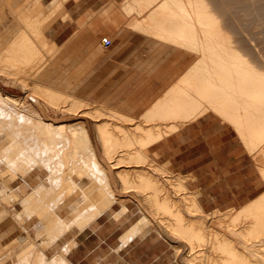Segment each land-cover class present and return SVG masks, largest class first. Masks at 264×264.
Wrapping results in <instances>:
<instances>
[{
	"label": "bare ground",
	"instance_id": "bare-ground-1",
	"mask_svg": "<svg viewBox=\"0 0 264 264\" xmlns=\"http://www.w3.org/2000/svg\"><path fill=\"white\" fill-rule=\"evenodd\" d=\"M121 7L125 9V13L121 15L120 24H118L129 29L126 31L132 32V36L149 37L161 43L167 50L171 48V50L179 51L178 54L189 55L193 51L196 55L195 60L184 70L183 77L177 79L164 95L154 101L152 107L146 112V122L157 119L173 120L176 123L171 126V130L175 131L182 124L196 120L202 115H210V112L215 113L224 121L230 122L242 136L261 172L264 185V0H124ZM13 10L18 19L15 17L16 20L7 25L4 24V28L0 31V74L4 73L12 77L30 69L26 78H20L23 88L33 85L32 90L55 106L72 98L76 101V107L90 106L94 101L78 97V94L77 97L73 96V93L65 94L63 91L61 94L53 81L46 82L40 78L41 73L37 66L47 59L46 55L51 50L47 47L48 38L44 32H39L37 28L35 30V25L29 23L26 16H19L17 10ZM136 11L146 15L147 24H138V20L131 15ZM43 15L44 10L39 12L40 17ZM2 19L3 17H0V24ZM115 22H118L117 18ZM114 28V25H95L94 38L90 41L87 51H92L94 54L102 52L101 46L97 45L99 39L103 48L113 46L111 43L115 41V38L120 39L119 36L122 34ZM41 33L43 38H40ZM102 34L106 36L103 35L101 38ZM105 41L109 44L106 45ZM161 44L159 46H162ZM30 75H35L36 78L30 79ZM19 98L21 97L3 92L0 87V137L3 140L5 136H8L12 140L9 148L3 143L4 140L0 144V150H9L8 161L13 173L9 175L11 180L8 183L12 182V185L20 183L16 173L18 168H24L30 174L36 169L41 171L43 165L54 167L60 164L62 167L69 166V169L76 166L89 168L102 166L84 122L69 124L47 121L42 114L31 107H18L16 102ZM89 112L91 111H87ZM94 112L95 114L91 113L96 117L108 113L102 112L99 106H96ZM110 113L119 118L123 116L115 112ZM97 127H99L100 138L107 154H112L121 147L133 148L138 140L135 132L138 131H143L145 134L139 139L140 143L144 142L143 138L148 139L149 142H155L165 136L158 128V123H154L151 128L147 125L145 129L140 127L134 130L120 129L123 137L113 135L107 121L101 122ZM143 159L131 155L126 159L115 160L114 164L125 160L137 162ZM82 167L76 174L79 177L72 175V172L68 174L69 177L62 175L63 178H59L57 174H50L48 176L52 181L50 185H47L39 174L36 178L39 181L38 184L22 199L23 206L31 211L43 213L42 217H45L44 214L49 215L47 216L49 222L44 221L43 225L47 222L46 226L50 229L64 228L66 230L74 224L88 223L109 203L114 202L115 193L113 189L105 186V188H97L102 190L100 192L102 198L98 197L99 194L91 188V184L98 181L95 178L93 183L88 181L91 187L80 185L78 179L81 180L85 176L83 174L85 170ZM103 179L105 181V178ZM143 180L148 183L144 188L152 187L154 193L158 191L156 185L149 184L150 179L144 177ZM125 181L128 180L125 179ZM65 182L66 185L63 186ZM10 187L13 186L10 185ZM60 187L64 190L67 188L68 191L64 192L62 189L58 193ZM99 187L103 186L99 185ZM105 190L107 195L103 194ZM54 192L55 195L49 199V195ZM4 196L6 199L9 195ZM191 198L196 202V208L203 213L200 219L192 218L184 222L181 212L173 211L175 217L170 222L171 228L187 239L191 264H264V251L258 248L250 250V246L264 244V190L251 197V201L240 209H228V211L215 209L206 212L195 199L194 192H191ZM72 201L79 205L71 213L72 220L66 222L64 218L56 214L54 208L60 204L68 205ZM159 206L163 210L167 209L164 202H160ZM8 215L6 209L0 210V233L10 224L18 229L19 224L16 221L15 223L10 221V223ZM20 219L22 220L21 217L18 220ZM214 219L221 227L228 228L240 237L243 246L240 247L225 231L216 228L212 224ZM148 221L149 218L145 215L132 227V230H129L130 234L141 233ZM16 234L14 238H6L8 235L6 234L4 241L1 240L2 236L4 237L2 234L0 251L3 253L5 248L6 251L0 259V264H70L65 258L66 251H62L63 248H60L62 252L58 249L60 253L54 252L55 255L47 258L43 251L36 249V244L27 231L23 230ZM125 236L126 240L128 235Z\"/></svg>",
	"mask_w": 264,
	"mask_h": 264
},
{
	"label": "rangeland",
	"instance_id": "rangeland-1",
	"mask_svg": "<svg viewBox=\"0 0 264 264\" xmlns=\"http://www.w3.org/2000/svg\"><path fill=\"white\" fill-rule=\"evenodd\" d=\"M13 9L17 10L19 16H24V17L26 16V20L29 23L35 25V30L37 28L39 32L45 31V28L43 29V27H45L47 19L44 20L42 17L39 16V12L45 9L43 4L40 2V0H0V17L1 18L3 17L2 23L0 24V31L4 28V24L7 25L11 23V21L18 19L16 17L17 15L14 14L15 12ZM113 11L114 12L110 13L111 16H109V11H107L106 8H103L99 12H97L96 13V20L98 21V22L96 21L97 24L114 25L115 26L114 29L122 33L121 36H119L120 38L122 37L128 38L130 36L127 42H139V41H135L136 38L142 39L141 42H143V44L141 45L127 46V47L140 49V52L137 55L131 52L128 54L123 53L121 59L120 58L112 59L111 62L104 61L103 59L95 60L94 53L92 51H87V48L90 45V43L87 46L86 43L79 44L75 41L70 40L63 44H57L55 42H52L50 39H47L49 42L47 47L51 48V50L46 55L47 59L43 60L42 63H40L37 66L38 70L41 73L40 78H42L46 82L53 81L55 83L54 86H56V88L61 94L62 91L65 94L73 93V96L75 97H77L76 95L78 94V97L87 98L92 102L94 101L93 102L94 104L92 103L88 107L82 106L83 108L76 107V101L73 98L72 100H68L66 102H60L59 104H57V106L50 103L49 101L47 102L46 99H43V96H40V94L32 90L34 88L33 85L26 87V89L23 88L20 78H26L29 75L28 72H30V69H27L24 73L20 75H15L12 77L11 75H7L4 73L0 74V87L3 92H7L9 94H13L18 97H21L16 102L18 107L19 106L31 107L32 109H35L40 114H42L44 119L47 121L49 120L55 123L65 122L69 124L70 123L75 124L80 121L84 122L89 130L90 136L92 137L91 139L93 141L97 154L99 155L101 164L112 165V166H116V165L135 166V165L143 164L150 168H155L157 164L154 161L152 153L149 148V146L153 142H149L148 139L145 138H143L144 142L142 143L139 142L140 141L139 139L145 136L143 131L135 132L136 138L138 140L137 143L133 146V148L121 147L118 148V150H116L115 152H112V154H107L104 150L102 140L100 138L99 127L97 126L100 125L101 122L103 123L107 121L110 129L113 131V135L121 136V137H123L124 135L122 134L120 129L134 130L139 127L145 129L147 125H150L151 128L154 123H158V128L161 130L162 133H164V135L173 132L171 130L172 129L171 126H173V124L176 123L175 121L167 120V119H163V120L157 119L154 121L146 122L147 119L146 112L152 107L154 101L157 98L164 95L166 91L169 90L170 87L176 83L177 79L183 77L184 70L189 66L190 63H192L195 60L196 55L194 54L193 51H191L189 55L184 53L178 54L180 53L179 51H175L173 49L171 50V48L167 50V48L163 46L161 43H158L156 40L150 39L149 37H140L135 34H134L135 36H132V32L126 31L129 29H126V27L123 28L122 26H119L120 24L119 22L122 17L121 15L125 13V9L123 7H118ZM22 12L25 13V15ZM131 15H133L138 20L139 25L147 24L145 22L146 21L145 14H141L138 11H136ZM116 18L118 22H115ZM41 19L43 20L41 21ZM86 32L88 31L86 30ZM103 35L104 34H102L100 37L102 38ZM40 38H43L42 33L40 35ZM99 40H100L99 42H101V39ZM160 44L162 46H159ZM100 46L102 49L101 54H103V52L105 51H109V50H105V48H103L101 44ZM98 51L100 52V50ZM133 69H135V71L136 69H142L144 73H148V74L152 73L153 75L126 76V77L114 76L115 73L117 74L126 71L134 72ZM34 71L36 72V70ZM108 74H112V75L110 76ZM158 74H165V75H158ZM29 78L35 79L36 77L35 75H30ZM96 106L101 107L102 112H108V113H104V115L102 114L96 117L94 115L95 114L94 111H96ZM87 111H91L94 114L91 112L87 113ZM110 112L122 114L123 116L119 118V116L112 115ZM207 118L212 120L211 123L213 130L214 128H216L217 130L222 131L221 137L224 140L223 147L225 149H231L233 151L232 157L230 158L226 157L225 159L226 160L231 158L235 159L238 164L234 168L236 169L237 167H244V169H242L241 171V175L242 176L249 175L250 177L248 179V184H251L252 182L256 184L252 189L253 191L252 194L250 190L249 195L246 198L241 197L239 204L235 206L225 205V207L222 210L228 211V209L229 210L240 209L244 204L251 201V197L261 193L264 190V185L261 180L262 179L261 172L258 169L255 160L252 158L251 151L246 145V142L242 139V136L238 134L234 126L230 122L224 121L220 116L216 115L213 112H210V115H208ZM97 123L99 124L97 125ZM183 125L185 124L180 125V127H182ZM133 134L134 133H132V135ZM3 140L0 137V141H1L0 144L3 142L9 148L11 146V141H12L10 137L5 136V139ZM0 154H2L0 155V161L1 163H3V164L0 163L1 164L0 185L3 186L5 183H7V185H4L5 189H3V191H1L0 193L1 194L0 200L1 202L3 201L5 203L3 205H0V210L6 209L8 211V214L10 213L12 217H13V213H15L14 216L15 215L16 216L13 218L16 219L15 220L13 219L12 222L15 223L14 221H16V223L19 224L17 225L18 229L15 228L16 231L18 232L19 230L27 231L28 223H29L28 219L30 217L38 218L39 221H37L36 223L37 226H40L41 221L44 222L47 219V216L49 217V215L46 214H44L45 217H42L43 213H40L36 210L31 211L30 209L25 208L22 204L23 201L22 199H24L25 196H27V194L29 193L28 191L30 190L32 191L33 187L38 184L37 182L39 181L36 179L37 176L41 174L43 179L45 180L44 182H46V184L48 185L49 183L50 184L52 183V181H50V179L48 178L50 174L52 173L55 175L57 174L59 175V178H63V176L65 177V175L69 177L68 174L72 172V175L75 176L76 174H78V170H80L82 167V166H76L75 168L70 167L69 169L68 168L69 166L62 167V165L60 166V164L54 167L43 165L41 166L42 168L41 171H39V169H36V171L30 173L31 175L29 174V172H26L24 168H18L16 169V173L20 178V183L19 184L13 183L12 185L11 184L12 182L8 183V181L11 180V177H9V175L13 173V171L11 170V165L9 166V161H8L9 150H0ZM131 155H134L138 158L142 157V159L145 158V160L143 159L137 162H126L127 160H125L116 165L114 164L115 160H118L119 158L126 159L127 157L129 158V156ZM82 168L83 170H85L83 173L85 175L84 177L92 176V173H90V170H92V168L89 167H82ZM50 170H54V171L51 172ZM64 171H68V172H64ZM23 172L26 174L24 175ZM7 176L9 177V180L7 179L8 178ZM77 176L78 175H76V177ZM156 179L154 180L156 181ZM154 180H151L149 184H154L158 187L157 182H155ZM58 181L60 182V180ZM168 181L170 185L174 187L175 194L185 198L186 204L185 206H183V204H181L180 201H176L173 203V205L170 204L171 205L170 207L168 203L171 202L172 195H171V191L166 188L162 190L161 193H165L164 197L167 200H164L163 202L168 208L163 210L162 207L160 208L159 203H157L156 205L153 203L155 197L152 195L154 192L152 187L143 188V189L137 187L142 193L145 194V200L149 203L151 207V212L147 214L148 216L146 215L149 218V221L145 229L152 228L159 230L161 233H163L175 248L179 263L191 264L189 260L190 247L188 241L185 237L181 236L180 234L178 235V233H176L171 228L170 222L171 220H174L175 217L174 213L176 211L181 212L184 222H187L192 218L199 220L200 216H202L203 213L196 208L195 205L196 202H194V200L191 198V192L189 193V195L187 193L185 194L183 186L177 185L176 181H174L173 178L171 177H168ZM126 183L127 182L125 181V184ZM10 185L13 187H10ZM64 185H66V182L65 184H63V186ZM9 188L10 190H12L11 194L13 195L7 197L8 194L6 190H9ZM91 188H93L96 194H99L97 195L98 197L102 198V195L100 196V192H102V190H99L94 187ZM62 189L63 188L60 187V189H58V193H60ZM128 189L129 188L125 187L124 191ZM65 191H68V189L66 188L64 192ZM158 192H159V187L155 195H157ZM193 192L195 194V199L198 200L199 191L193 190L192 193ZM103 194L107 195L106 190L105 192H103ZM4 195H6L8 199L7 198L5 199ZM53 195H55V192L51 193L48 198L50 199ZM9 207L13 208V210H9ZM183 207H185V212L183 210ZM21 209H23V211H21ZM24 210L26 214L24 213ZM173 211L175 212L173 213ZM207 211L211 212L213 210H207ZM21 212H23L24 214ZM19 217H21L22 220L21 219L18 220ZM19 221L22 222V224ZM212 224L219 230L225 231L230 237H232L236 241V243L240 247L243 246V244L241 243L242 242L241 238L238 237L234 232L230 231L226 227H221L218 221L215 219ZM9 226L11 227V224ZM43 234L44 233L41 234L40 232H38L37 236L35 237H31L30 235L29 236L35 242L37 250L40 251L41 249L42 250L44 248L46 249V246L48 248L50 247L49 250H51V245H49L50 241H45L41 244L37 243V240L39 238H44L42 237ZM1 239H4V237ZM38 246H40V248ZM253 248H258L264 251V244L256 245L254 247L250 246V250ZM46 257L47 258L51 257V255L48 254V256L46 255Z\"/></svg>",
	"mask_w": 264,
	"mask_h": 264
},
{
	"label": "crops",
	"instance_id": "crops-1",
	"mask_svg": "<svg viewBox=\"0 0 264 264\" xmlns=\"http://www.w3.org/2000/svg\"><path fill=\"white\" fill-rule=\"evenodd\" d=\"M123 1L40 0L45 8L42 18L47 19L44 34L57 44L72 40L79 44L86 43L88 46L94 38V26L99 25L96 22L95 14L106 8L109 15H111L110 13L114 9L121 7ZM90 13L92 14L90 15ZM88 15L91 18L90 16L87 18ZM83 19L86 20L83 21ZM125 38H115V41L111 43L113 46L105 48L109 51H105L103 54H101L102 52L94 54L95 60L103 59L111 62L112 59H121L123 53L128 54L131 52L137 55L140 49L127 46L141 45L143 44L142 39L136 38L135 41L139 42H127L128 38L126 40ZM99 41L97 45H100ZM133 70L134 72L115 73L114 76L153 75L152 73H144L142 69ZM108 75L111 76L112 74ZM207 116L202 115L198 119L186 123L149 146L157 168H150L143 164L135 166L101 164L102 166L99 167H91L90 173H92V176L78 179L80 185L86 187L92 185L94 188L108 186L109 189L114 190L116 200L109 203L108 207L106 206L88 223L84 225L74 224L66 230L64 228L50 229L46 226L48 225L47 222L43 227V221H41L40 226H37L38 218L30 217L27 228L28 234L35 237L38 232L44 233L42 235L44 238H39L37 243L50 241V245L52 244L51 250H49L50 247L46 246V249L40 251H43L42 253L45 256L49 254L52 257L55 255L54 252L56 254L60 253L57 250L61 251L63 248L62 251H66L65 258L70 264H180L175 248L159 230L147 228L138 234H130L131 231L129 232L139 220L151 212V207L145 200V194L138 189H143L148 184L144 182L143 178L151 180L157 178L154 181L158 184L159 192L157 195L154 192L152 194L155 197L153 202L155 205L167 200L164 197L165 193H161L162 190L167 188L172 195L171 202L168 205L180 201L185 206V198L176 195L174 187L168 181V177H171L177 185L183 186L185 194L189 195L193 190L199 191L198 202L204 211L222 210L225 205L235 206L240 203L241 197L246 198L249 195L250 190L252 194V189L256 185L253 182L251 183L253 186L248 184L249 175H241L244 167L234 168L238 164L235 159H225L226 157H232L233 151L223 147L222 131L216 128L213 130L212 120L208 119ZM95 172L98 173L95 174ZM108 173L109 175H107ZM123 173L127 174L128 177ZM103 175H106V177H103ZM94 178L98 181L101 179V181L99 183L98 181L94 182ZM103 178H105V181ZM125 179L128 180L126 184ZM88 181L94 183L90 185ZM99 185L103 187H99ZM125 187L129 189L124 191ZM3 189L5 187L0 185V193ZM9 191L7 190V194L10 196L11 191ZM30 191L28 192L30 193ZM3 204L5 203L0 200V205ZM78 205L77 202L72 201L68 205L60 204L54 209L60 218H64L68 222V220H72L71 213ZM9 210H13V208L9 207ZM183 210L185 212V207H183ZM14 214L13 217H15ZM8 216L9 222L13 221L14 218L10 213ZM45 221L49 222V218L47 217ZM13 228H15L14 225L8 226L0 233V238L2 234L4 238L6 234H8L6 238H14L18 231ZM21 231L19 230V232ZM45 231L47 232L45 233ZM125 235H128L126 240ZM5 249H3V253L0 251V254H3L0 255V259L4 256Z\"/></svg>",
	"mask_w": 264,
	"mask_h": 264
},
{
	"label": "built area",
	"instance_id": "built-area-1",
	"mask_svg": "<svg viewBox=\"0 0 264 264\" xmlns=\"http://www.w3.org/2000/svg\"><path fill=\"white\" fill-rule=\"evenodd\" d=\"M105 44L108 45L109 43L107 41H105Z\"/></svg>",
	"mask_w": 264,
	"mask_h": 264
}]
</instances>
